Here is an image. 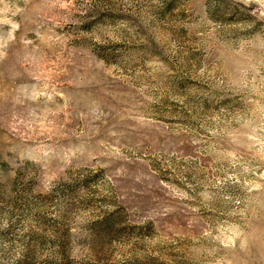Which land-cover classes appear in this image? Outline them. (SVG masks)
<instances>
[{"label":"rangeland","instance_id":"obj_1","mask_svg":"<svg viewBox=\"0 0 264 264\" xmlns=\"http://www.w3.org/2000/svg\"><path fill=\"white\" fill-rule=\"evenodd\" d=\"M0 264H264V0H0Z\"/></svg>","mask_w":264,"mask_h":264}]
</instances>
